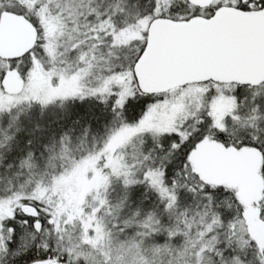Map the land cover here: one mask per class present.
Listing matches in <instances>:
<instances>
[{
	"label": "snow or ice",
	"instance_id": "obj_1",
	"mask_svg": "<svg viewBox=\"0 0 264 264\" xmlns=\"http://www.w3.org/2000/svg\"><path fill=\"white\" fill-rule=\"evenodd\" d=\"M0 264H264V0H0Z\"/></svg>",
	"mask_w": 264,
	"mask_h": 264
}]
</instances>
